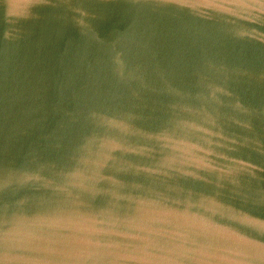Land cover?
Masks as SVG:
<instances>
[{
  "label": "water",
  "instance_id": "obj_1",
  "mask_svg": "<svg viewBox=\"0 0 264 264\" xmlns=\"http://www.w3.org/2000/svg\"><path fill=\"white\" fill-rule=\"evenodd\" d=\"M0 264H264V0H0Z\"/></svg>",
  "mask_w": 264,
  "mask_h": 264
}]
</instances>
